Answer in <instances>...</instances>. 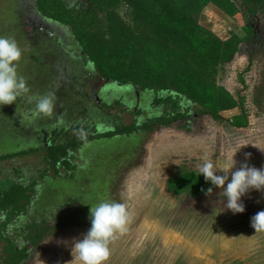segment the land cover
<instances>
[{"label": "rangeland", "instance_id": "obj_1", "mask_svg": "<svg viewBox=\"0 0 264 264\" xmlns=\"http://www.w3.org/2000/svg\"><path fill=\"white\" fill-rule=\"evenodd\" d=\"M36 2L0 0V36L14 38L23 50L18 72L27 81L29 95L55 93V113L53 117L37 115L27 95L16 104L0 106V155L44 148L61 129L80 126L107 132L165 116L166 111L154 104L152 91L104 78L72 28L45 18ZM64 2L76 11L92 5L87 0ZM47 7L58 12L52 4ZM199 23L222 41L245 36L244 21L228 17L214 5L202 12ZM253 23L258 44L255 65L248 75L250 126L237 131L210 123L193 132L164 128L85 146L74 159V179L65 178V171L61 177L50 173L36 188L27 214L9 227L7 236L19 249L28 244L24 230L31 222L50 229L22 264H72L74 241L91 228L90 207L86 205L100 201L126 204L130 217L127 230L110 244L108 264H264V231L256 233L250 218L254 211V216L264 211V192L251 190L243 197L251 202L247 206L242 201L243 214L226 208L219 188L202 200L187 194L190 186L199 184L197 177L204 178L198 166L206 157L218 161L222 168L234 157L236 168L232 171L245 163L264 169V2ZM82 38L90 53H102L104 65H110L102 47L84 35ZM246 61L247 54L241 53L236 63L226 68L219 86L230 89L237 66L246 65ZM174 74L164 71L162 78L158 77L169 87L165 95L177 94ZM102 105L112 108L107 111ZM182 106L191 107L193 114L198 108L190 99L183 100ZM238 114L237 110L221 113L225 118ZM45 168L44 153L0 162V185L18 181L17 171L23 181L36 179ZM1 253L2 248L0 259Z\"/></svg>", "mask_w": 264, "mask_h": 264}, {"label": "trees", "instance_id": "obj_2", "mask_svg": "<svg viewBox=\"0 0 264 264\" xmlns=\"http://www.w3.org/2000/svg\"><path fill=\"white\" fill-rule=\"evenodd\" d=\"M87 1L92 5L84 11L69 9L64 0H37L36 6L45 18L72 28L76 39L104 78L136 86L141 91H152L155 95L154 104L162 107L166 114L149 119L141 125L117 126L107 132L82 129L80 126L61 129L53 133L54 139L44 148L0 155V162L5 163L44 153L47 164V168L41 170L36 179L23 181L17 171L18 181L7 180L6 188L0 185V261L3 264H22L28 258L30 250L38 247L46 234L51 233L44 224L31 222L25 227L24 239L28 244L22 249L7 236L9 227L27 214L36 188L50 177V173L61 177V172L65 171V178L74 179L77 166L73 165L72 160L85 146L122 136L131 137L137 132L154 133L164 128L193 132L210 123L237 131L250 126L248 75L255 65L254 49L258 44V33L253 22L258 10L263 8L264 0ZM48 4L56 6L58 12H52L47 7ZM209 5L216 6L232 19L241 18L245 24L244 38L234 36L228 41H222L200 25L199 16ZM81 35L93 40L97 47H102V51L110 59V65H104L103 61L106 59L104 55L100 57L102 53L88 51ZM241 53L247 54V64L237 66L234 85L230 89L219 86L218 82L226 68L235 64ZM164 71L175 73L176 95H165L169 92V87L159 79ZM185 99L198 105L194 114L190 112L191 107L182 106ZM102 108L110 111L112 107L102 105ZM230 110H237L239 114L231 118L221 115ZM195 181L199 184L190 186L187 194L197 200L210 197L205 193L213 185L201 177H197ZM216 190L213 187L211 195ZM222 199L226 200V197ZM242 201L247 206L251 205L249 200L242 198ZM254 214L255 211L250 216L251 219Z\"/></svg>", "mask_w": 264, "mask_h": 264}, {"label": "clouds", "instance_id": "obj_3", "mask_svg": "<svg viewBox=\"0 0 264 264\" xmlns=\"http://www.w3.org/2000/svg\"><path fill=\"white\" fill-rule=\"evenodd\" d=\"M23 50L12 37L0 36V106L16 104L18 98L28 96L34 104V113L53 117L56 107L55 93L29 95L27 81L18 72L22 61ZM62 122L58 120V123ZM232 157V162L221 167L210 158H205L198 166L200 176L215 188L223 190L226 197V208L234 214L246 211L242 198L251 190L264 192V169L242 164L238 169ZM222 171L224 174L219 175ZM231 173V177H229ZM213 187L206 190L211 196ZM90 207L91 228L82 239L74 241L72 264H108L111 257V242L118 233L125 232L129 222L127 205L114 201H100ZM255 232L264 231V211L257 213L251 221Z\"/></svg>", "mask_w": 264, "mask_h": 264}, {"label": "flooded vegetation", "instance_id": "obj_4", "mask_svg": "<svg viewBox=\"0 0 264 264\" xmlns=\"http://www.w3.org/2000/svg\"><path fill=\"white\" fill-rule=\"evenodd\" d=\"M36 7H37V6H36ZM40 14H41V13H40ZM54 137H55V135H52V136H51V139H54ZM51 139H50V140H51ZM48 144H49V143H48ZM48 144H47V145H48ZM74 159H75V158H73V160H72L73 162H74ZM73 165H75V163H74ZM5 188H6V186H5Z\"/></svg>", "mask_w": 264, "mask_h": 264}]
</instances>
